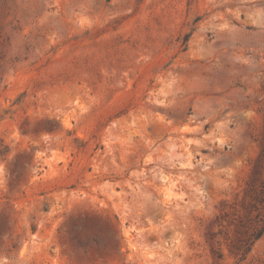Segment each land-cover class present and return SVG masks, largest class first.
I'll return each instance as SVG.
<instances>
[{
	"label": "rangeland",
	"instance_id": "374dc122",
	"mask_svg": "<svg viewBox=\"0 0 264 264\" xmlns=\"http://www.w3.org/2000/svg\"><path fill=\"white\" fill-rule=\"evenodd\" d=\"M0 264H264V0H0Z\"/></svg>",
	"mask_w": 264,
	"mask_h": 264
},
{
	"label": "trees",
	"instance_id": "16d2710c",
	"mask_svg": "<svg viewBox=\"0 0 264 264\" xmlns=\"http://www.w3.org/2000/svg\"><path fill=\"white\" fill-rule=\"evenodd\" d=\"M262 233L261 228H255L254 232L250 234L249 237H246L243 239V244H242V251L243 254H245L247 251L250 250L252 243L254 242L255 239H257Z\"/></svg>",
	"mask_w": 264,
	"mask_h": 264
}]
</instances>
